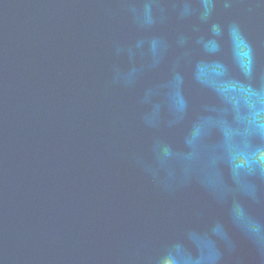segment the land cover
I'll return each mask as SVG.
<instances>
[{
    "label": "water",
    "instance_id": "obj_1",
    "mask_svg": "<svg viewBox=\"0 0 264 264\" xmlns=\"http://www.w3.org/2000/svg\"><path fill=\"white\" fill-rule=\"evenodd\" d=\"M261 155L260 0H0V264H264Z\"/></svg>",
    "mask_w": 264,
    "mask_h": 264
},
{
    "label": "clouds",
    "instance_id": "obj_2",
    "mask_svg": "<svg viewBox=\"0 0 264 264\" xmlns=\"http://www.w3.org/2000/svg\"><path fill=\"white\" fill-rule=\"evenodd\" d=\"M262 4H264V0H260ZM211 0H204L205 7V15H207L210 10ZM231 4V0H225V6L228 7ZM258 164V172H259V180L261 182L260 186L254 187L250 194L253 198L254 203L258 206L264 204V155L259 157L257 161ZM247 238L252 246L253 252L256 257L264 261V227L257 226L250 229L247 232ZM225 239V248L223 253L216 254L211 257L213 264H218V262H222L227 254H234L237 251V246L231 240L228 239L227 235L224 236ZM190 261L189 258L184 256H173L172 254H168L161 258L160 264H186V262ZM191 262V261H190Z\"/></svg>",
    "mask_w": 264,
    "mask_h": 264
}]
</instances>
